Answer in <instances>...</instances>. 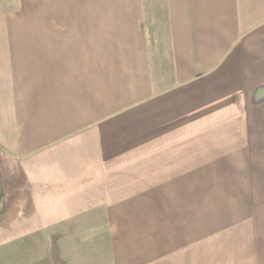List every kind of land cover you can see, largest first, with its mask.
I'll list each match as a JSON object with an SVG mask.
<instances>
[{
  "label": "crops",
  "instance_id": "obj_1",
  "mask_svg": "<svg viewBox=\"0 0 264 264\" xmlns=\"http://www.w3.org/2000/svg\"><path fill=\"white\" fill-rule=\"evenodd\" d=\"M0 9V248L23 264H197L243 247L264 264V0ZM236 168L243 223L204 240L214 216L197 212L188 240L174 216Z\"/></svg>",
  "mask_w": 264,
  "mask_h": 264
},
{
  "label": "rangeland",
  "instance_id": "obj_2",
  "mask_svg": "<svg viewBox=\"0 0 264 264\" xmlns=\"http://www.w3.org/2000/svg\"><path fill=\"white\" fill-rule=\"evenodd\" d=\"M5 4L11 5L14 3V0H0ZM6 9V8H4ZM1 11V9H0ZM260 126L264 128V121H261ZM264 130V129H263ZM252 149H258L256 155L254 156V163H263L264 162V136H261L259 140H252ZM261 161V162H259ZM239 169L236 168V172L234 175L233 182H220L218 183L217 192L213 199L209 197H204L202 199H196L199 195H206L210 192L209 185H203L200 191H196L197 194H192L193 198L188 197L187 199V208L186 213L180 217L181 221L178 220V216H174L175 224L178 225L180 222L188 225V240L194 239L193 233V225L194 220L196 219V213L201 212L206 217L214 216V220L210 222H206L207 219L203 218V227L207 228L204 230V240L207 237H215L217 233L222 234L225 233L226 230L230 228H234L236 225H241L243 223V219H245L246 215V175L245 173L238 172ZM245 177V178H244ZM260 179V178H259ZM235 181V182H234ZM245 181V182H244ZM192 185H188L190 188ZM198 187V185H193ZM256 187L260 189V191H264V180H258L256 178ZM195 190V189H194ZM192 190V191H194ZM191 191V192H192ZM199 193V194H198ZM196 195L197 197H194ZM1 199H0V219H1ZM228 212L231 213L228 215ZM178 217V218H177ZM183 218V220H182ZM183 221V222H182ZM214 221V222H213ZM213 222V223H212ZM180 223V224H181ZM208 223V224H207ZM238 227V226H237ZM238 229V228H235ZM243 235V232H240ZM198 237V234H197ZM227 237L226 234H223L220 238L225 239ZM237 238V237H236ZM211 240V239H209ZM217 240V239H216ZM237 241V239H236ZM188 243V242H187ZM239 248V251L234 254L233 263L222 261L224 257L221 254V251L216 253V250L210 248H204V255L208 254V256H203V261L197 264H246V262L240 261L241 257H244L246 250ZM26 249L20 248H0V264H23L25 261ZM22 256L21 258H19ZM22 261H21V260ZM226 259V258H225ZM20 260V261H19ZM246 261V260H245ZM190 264V263H187Z\"/></svg>",
  "mask_w": 264,
  "mask_h": 264
}]
</instances>
